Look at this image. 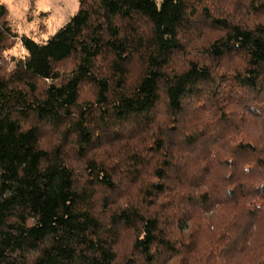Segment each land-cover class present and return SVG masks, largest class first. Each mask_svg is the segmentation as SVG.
<instances>
[{"label": "trees", "instance_id": "trees-1", "mask_svg": "<svg viewBox=\"0 0 264 264\" xmlns=\"http://www.w3.org/2000/svg\"><path fill=\"white\" fill-rule=\"evenodd\" d=\"M78 3L0 1V264H264V0Z\"/></svg>", "mask_w": 264, "mask_h": 264}, {"label": "rangeland", "instance_id": "rangeland-1", "mask_svg": "<svg viewBox=\"0 0 264 264\" xmlns=\"http://www.w3.org/2000/svg\"><path fill=\"white\" fill-rule=\"evenodd\" d=\"M8 9V20L19 35L45 41L66 25L78 12V0H0ZM221 2L222 0H217ZM8 57L23 56L17 43Z\"/></svg>", "mask_w": 264, "mask_h": 264}]
</instances>
